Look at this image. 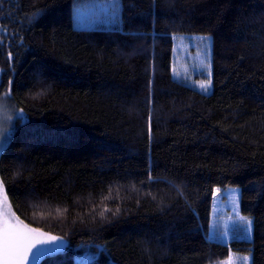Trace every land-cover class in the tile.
I'll use <instances>...</instances> for the list:
<instances>
[{"label":"trees","instance_id":"obj_1","mask_svg":"<svg viewBox=\"0 0 264 264\" xmlns=\"http://www.w3.org/2000/svg\"><path fill=\"white\" fill-rule=\"evenodd\" d=\"M120 3L117 25L80 29L76 0H0V180L63 242L38 264H264V0ZM179 36L212 38L210 94L175 79ZM230 186L251 240L210 235Z\"/></svg>","mask_w":264,"mask_h":264},{"label":"rangeland","instance_id":"obj_2","mask_svg":"<svg viewBox=\"0 0 264 264\" xmlns=\"http://www.w3.org/2000/svg\"><path fill=\"white\" fill-rule=\"evenodd\" d=\"M120 3V0H119ZM108 7L106 5V0H76L75 4V26L80 29H93V28H109L117 25L120 21V11L119 19L114 20L111 16L107 19L101 18L97 20L98 16H101L100 9L103 7ZM121 10V3H120ZM79 16V19H77ZM203 36H179L176 39V45L174 49L173 57V67L176 72L180 75L179 77L174 76L175 79L184 82L185 84L203 92L199 86L198 81L208 78V70L203 67L204 64H210L211 70V85L209 87L207 94H210L213 89V79H212V54H213V42L211 37L208 41L202 40ZM174 74V73H173ZM187 77V79H185ZM205 93V92H203ZM12 110L5 102H0V130L4 131V135L7 137V142L5 145L0 147V154L2 150L8 143L9 134L11 128L15 123V118L12 114ZM232 190H236L235 193ZM235 194L237 197L234 203L231 199L232 195ZM9 206V203H8ZM10 208V206H9ZM11 210V208H10ZM12 213H14L11 210ZM237 214L242 217H246L241 211V189L236 186H230L227 188H220V193L215 194V205L212 214V221L210 226V233L212 231L213 225H219V230L222 232L224 230V224H228L230 227L233 222L243 224L242 221H237ZM251 221L250 238H245L242 234L234 237L229 235L228 237L213 236L222 241H230L233 239L237 240H251L253 238V222L250 218L246 217ZM55 247V244L48 245H37V248H49ZM36 248L32 251L36 252ZM97 257V253L85 252L82 256L78 258L79 264H86L88 260L93 261ZM247 257V260L242 258ZM252 253L249 254H238L235 256L234 264H252ZM40 259V258H39ZM39 259L33 260L32 256H29L28 263H36ZM231 261V260H230Z\"/></svg>","mask_w":264,"mask_h":264},{"label":"snow or ice","instance_id":"obj_3","mask_svg":"<svg viewBox=\"0 0 264 264\" xmlns=\"http://www.w3.org/2000/svg\"><path fill=\"white\" fill-rule=\"evenodd\" d=\"M106 5H110V9L106 6L101 8V16H98L97 20L101 18L107 19L109 16L114 20H118L120 11L119 0H106ZM77 19H79V16H77ZM202 40L208 41L209 38L203 37ZM9 58H11V53H9ZM203 67L208 70V78L198 81V86L206 93L211 85L210 64H204ZM173 73L174 76L177 77L180 75L175 69H173ZM185 79H187V77H185ZM4 131L6 130H0V147L7 142ZM149 179L151 180L152 177L149 176ZM232 192L235 193L236 190H232ZM219 193L220 189H215V194L218 195ZM231 199L235 203L237 200L236 195L233 194ZM106 211H109L107 207H105L99 215L103 217ZM117 211H119V209H117ZM236 220L242 221L243 224L233 222L231 227L228 224H224V230L222 232L219 230V225H213L210 235L221 237L232 235L236 237L242 234L245 238H250L251 221L238 214ZM57 240V237L49 236L37 228L30 227L11 212L8 206V196L4 189V183L0 180V264H27L30 255L33 260H37L42 255L53 254L62 250L63 245L57 244L55 247L49 248H37V245L54 244ZM34 248L37 250L33 253L32 250ZM242 259L247 260L248 258L244 257ZM227 264H231V261H228Z\"/></svg>","mask_w":264,"mask_h":264},{"label":"water","instance_id":"obj_4","mask_svg":"<svg viewBox=\"0 0 264 264\" xmlns=\"http://www.w3.org/2000/svg\"><path fill=\"white\" fill-rule=\"evenodd\" d=\"M56 244H62L63 242L60 240V239H58L56 242H55ZM63 249V248H62ZM43 259V258H42ZM41 259V260H42Z\"/></svg>","mask_w":264,"mask_h":264},{"label":"flooded vegetation","instance_id":"obj_5","mask_svg":"<svg viewBox=\"0 0 264 264\" xmlns=\"http://www.w3.org/2000/svg\"><path fill=\"white\" fill-rule=\"evenodd\" d=\"M55 246H56V244H55ZM42 256L44 257V255H42ZM42 256L40 257V259L43 258ZM38 262L39 261H37V263H35V264H38ZM27 264H32V263H28V261H27Z\"/></svg>","mask_w":264,"mask_h":264}]
</instances>
